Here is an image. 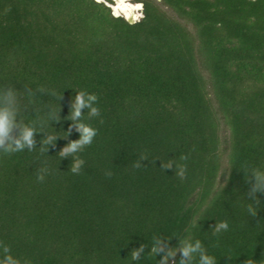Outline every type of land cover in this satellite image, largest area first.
<instances>
[{
  "label": "trees",
  "instance_id": "16d2710c",
  "mask_svg": "<svg viewBox=\"0 0 264 264\" xmlns=\"http://www.w3.org/2000/svg\"><path fill=\"white\" fill-rule=\"evenodd\" d=\"M137 3L143 17L130 25L96 0H0V87L24 103L26 88L45 89L27 122L34 109L61 117L45 128L60 136L47 153L38 133L34 151L0 154V241L31 264H158L153 236L176 247L190 235L218 264H264V195L250 216L243 172L264 169V0ZM81 90L97 95L100 116L85 113L98 133L77 175L57 153L79 139L75 128L64 136ZM168 159L187 165L185 179L160 168ZM220 221L229 229L214 236Z\"/></svg>",
  "mask_w": 264,
  "mask_h": 264
},
{
  "label": "clouds",
  "instance_id": "9594fccd",
  "mask_svg": "<svg viewBox=\"0 0 264 264\" xmlns=\"http://www.w3.org/2000/svg\"><path fill=\"white\" fill-rule=\"evenodd\" d=\"M116 10L115 14L117 15H126L130 10L133 13H140L142 16L143 4H133L130 0H116ZM36 92H45V89L40 88L33 91L31 88H26L25 95L28 97V101L24 103L23 97L16 88L11 85L0 87V154L11 156L25 150L34 151L37 149V140L35 137L38 133L43 134V138L39 141V149L42 154L48 152L49 146L55 147V143L60 136L55 133L46 132L45 128L49 125V122L53 124L61 120L60 109L49 107V110L44 114L43 118L39 116V110L34 109L36 115L31 122H27L24 118L28 106L34 105L32 98L36 96ZM76 93L71 103L67 119L71 121V124L64 138H67L72 129L75 128L79 133V139L70 140L57 154L60 160L71 157L72 162L69 171L78 175L85 164V161L80 157L79 153L93 143L98 133L96 128L84 122V116L87 113L89 120L99 117L100 109L96 106L98 97L95 93L90 94L84 90L77 91ZM85 109L87 110L86 112L84 111ZM148 159L147 154H140L134 162L133 168L140 169L145 167L141 164V161ZM187 159V155L180 157L181 161H186ZM155 160H152V162L155 163ZM160 168L163 171L173 169L175 175L181 180L186 178L187 165L177 163L174 159H168L167 161L161 160ZM243 172L246 183L250 185L247 199L251 203L248 205L247 211L250 216L255 217L261 204L259 196L264 195V169L245 165ZM48 174L49 169L46 166L40 167L37 169V181L44 182ZM107 175L110 176L111 172L107 173ZM228 229L229 224L227 221L216 222L212 227V234L218 236ZM177 239L178 245L171 247L169 246L171 239L168 237L161 235L153 236L149 254L155 257L161 256L158 264H170V262L171 264H177L176 257L178 254L180 256L178 264H218L217 258L208 253L206 247L199 239L193 240L190 235L183 238L177 237ZM146 247L147 245L141 244L138 248L133 249L130 253L132 261H140ZM0 264H31V261L27 259L22 261L13 256L11 254V248L0 241ZM243 264H258V262L252 257H248Z\"/></svg>",
  "mask_w": 264,
  "mask_h": 264
},
{
  "label": "rangeland",
  "instance_id": "374dc122",
  "mask_svg": "<svg viewBox=\"0 0 264 264\" xmlns=\"http://www.w3.org/2000/svg\"><path fill=\"white\" fill-rule=\"evenodd\" d=\"M99 2H101V3H104L106 6H108V7H110L111 8V10H112V13H113V15L116 13V1H111L112 2V4H109L108 2H106V0H98ZM130 2L131 3H133V4H135V3H137V0H130ZM163 8V10L164 11H166L170 16H174V14L169 10V9H167V8H165V7H162ZM140 14V13H139ZM115 15H117V14H115ZM123 15V14H122ZM122 15H117V16H122ZM223 134H225L226 135V131H224V129H223Z\"/></svg>",
  "mask_w": 264,
  "mask_h": 264
},
{
  "label": "water",
  "instance_id": "95a60500",
  "mask_svg": "<svg viewBox=\"0 0 264 264\" xmlns=\"http://www.w3.org/2000/svg\"><path fill=\"white\" fill-rule=\"evenodd\" d=\"M96 1L99 2L98 0H96ZM110 1H116V0H110ZM99 3H101V2H99ZM142 12H143V10H142ZM114 16L123 17L130 25H134L143 17V14L141 16V14H139L137 12V13H131L129 16H126L125 14H123L122 16H117L114 14Z\"/></svg>",
  "mask_w": 264,
  "mask_h": 264
},
{
  "label": "bare ground",
  "instance_id": "6f19581e",
  "mask_svg": "<svg viewBox=\"0 0 264 264\" xmlns=\"http://www.w3.org/2000/svg\"><path fill=\"white\" fill-rule=\"evenodd\" d=\"M131 13H133V12H131L130 10L127 12V14H126V16H129Z\"/></svg>",
  "mask_w": 264,
  "mask_h": 264
}]
</instances>
